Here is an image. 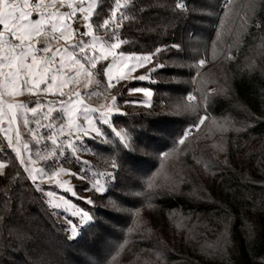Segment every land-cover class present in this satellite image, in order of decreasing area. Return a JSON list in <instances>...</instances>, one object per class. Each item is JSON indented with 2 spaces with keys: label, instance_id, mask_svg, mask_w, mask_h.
I'll return each instance as SVG.
<instances>
[{
  "label": "trees",
  "instance_id": "trees-1",
  "mask_svg": "<svg viewBox=\"0 0 264 264\" xmlns=\"http://www.w3.org/2000/svg\"><path fill=\"white\" fill-rule=\"evenodd\" d=\"M253 2L121 0L126 18L113 24L115 0H98L96 34L107 18L120 52L162 49L144 71L150 82L115 89L124 113L114 124L147 152L133 155L108 126L105 139L88 141L107 185L100 193L93 174L72 176L76 202L96 218L72 240L14 152L0 150V264H264V0L246 28ZM106 65L93 68L103 92ZM140 86L154 91L150 107L130 95ZM108 197L124 202L111 223Z\"/></svg>",
  "mask_w": 264,
  "mask_h": 264
},
{
  "label": "rangeland",
  "instance_id": "rangeland-1",
  "mask_svg": "<svg viewBox=\"0 0 264 264\" xmlns=\"http://www.w3.org/2000/svg\"><path fill=\"white\" fill-rule=\"evenodd\" d=\"M80 3L81 0H63L62 3L61 0H56L55 6H41L39 10L36 9L37 5H40V0H35V3L30 5V10H32L31 18L37 19L41 15H44L46 19H49L50 23H56L58 26L60 24L67 25L71 33L70 35L66 34V38L59 37V32L56 33L58 38L53 41L52 47L54 53L56 49L61 50L59 53H56L57 60L63 55L65 47L81 39L91 44L93 36H100L95 33L94 27L91 29L92 36L76 38L73 35L75 30H89L86 25L92 23V17L97 7L98 0H83L85 12L81 13L77 11L72 17L65 16L57 19V16L51 15L53 13H69L72 11V9L68 7L69 4L75 6ZM253 3H255L254 6L249 9L248 16L250 17L247 22L248 24H246V28H250L254 16L262 10L261 0H254ZM89 4H94L92 14L89 21H84L83 16L87 14ZM44 5H52V0H44ZM119 11L120 9L116 11V18H112L113 24H118L117 18ZM78 14H82V17L76 19ZM2 30V26H0V31ZM51 35L52 33L48 32L45 36L38 38L35 47H42L44 39L50 38ZM111 42L117 41L114 38L110 43ZM119 49H115V55H111L106 47H101L99 44H97L95 48H86L89 57H95L96 67H98L100 63H107L104 71L106 82L105 92L100 90L97 77L90 64V66L85 64L83 68H80L79 65L71 62V58L65 56L63 61L65 70L60 74V79H58L57 84L60 83V80L66 79L71 73L76 72L77 69H79V74L76 75L74 79L69 80L63 88L53 86L51 92L33 93L26 90L23 91L22 94H19L15 98V102L24 103L28 109H31L36 107V102L39 101L41 106L37 108V112L33 114L30 110L16 109V118L11 124H9L8 116H5L4 119L0 121V150L7 147L14 152L30 180L43 192L47 203L54 210L57 218L66 226V230L72 240L78 238L81 230L92 222H83L79 214H74L76 209H80L81 212H89L87 209L81 207L75 200L78 194L75 190L72 176L81 172V162H86L84 171L86 174L94 175L95 183L96 180L99 179L101 184L104 185L105 190L107 185V175L94 170L88 160L87 151L81 149L88 148V141L92 138L105 139L104 126H108L111 129L115 128L117 132L127 134L122 127L116 126L113 122V118L116 115L124 113L123 109L118 105L115 89L123 82H150L151 80L149 73L144 72L149 66L150 61L138 63L135 59L136 56L148 54L123 53L120 52ZM52 54L53 53H49L48 55ZM121 56L127 57V59H122ZM113 61H115L114 66ZM53 67H56V65H53ZM107 68H111L110 74ZM89 72H91L92 75H88ZM141 75L146 78L144 80H139L138 78ZM110 83L112 86H109ZM41 87L44 86L42 85ZM134 89H142V91H130V95L140 98L142 104L150 107L154 97L153 89L147 86L135 87ZM143 90L150 91L151 95H144ZM61 91L66 94L64 97L60 96ZM77 94H79V96H77ZM69 95L71 96V103L67 105V108L71 109V111L65 110L61 112L60 106L56 104V102L61 99L67 101ZM113 96L116 97L117 107H112ZM52 104H55L56 107L49 113V106ZM85 106L90 109L87 113L83 112ZM45 113H49L48 118H45ZM102 114L107 116L108 123L103 122L101 118ZM84 116H87L88 119L92 121L91 126H89L88 121L84 119ZM57 117H62V120H57ZM25 119L28 121L27 124L24 123ZM50 124L53 125V127H48ZM61 125L63 131L59 130ZM80 125L88 128L89 132L87 134L77 133L76 127ZM92 128H100L102 135L97 136ZM53 132L56 133L55 139L58 142L57 145H53L51 140L46 138L52 135ZM69 142L77 147L75 149L69 147ZM61 144H63L62 148L60 147ZM25 145H27V147H25ZM57 157H60V159L57 160ZM72 158H75V162L72 161ZM70 162L73 164L72 167H70ZM0 164L3 165V167L0 168V174H3L6 163L0 159ZM77 176L81 177L82 175ZM33 177H35V179H33ZM41 177L43 178L41 179ZM49 192H51L52 195H48ZM73 193L77 195H73ZM89 214L91 215L90 212ZM73 225H76L75 236L72 235ZM123 261H127V256L124 257Z\"/></svg>",
  "mask_w": 264,
  "mask_h": 264
},
{
  "label": "snow or ice",
  "instance_id": "snow-or-ice-1",
  "mask_svg": "<svg viewBox=\"0 0 264 264\" xmlns=\"http://www.w3.org/2000/svg\"><path fill=\"white\" fill-rule=\"evenodd\" d=\"M63 0H61V3ZM103 0H101V3ZM35 0H0V26H2V31H0V121L4 119L5 116L9 117V124L16 118V109H25L26 111H31L33 114L37 112V108L41 106L40 102H36V107L28 109L24 103H16L15 98L22 94L23 91L29 92H51L53 86L57 88H63V86L69 81L75 78L76 75L79 74V69L76 72L71 73L67 76L66 79L60 80V83L57 84L58 79H60V74L65 70L64 65V57L67 56L71 58V62L73 64L79 65L80 68H83L85 64H90L92 68L96 67L95 57H89L86 52V48H95L97 44L101 47H106L109 50V54L115 55L114 50L119 49L121 43L124 41L119 40L117 36V32L114 29H110V21L109 19H103L102 23L96 24V30L99 31L101 28L109 29L105 32L103 36H93L91 44L83 39L73 43L63 50V55L59 57L57 60L56 53H59L61 50L56 49L55 53L53 52V41H55L58 37L56 35L59 32V37H65L66 34L70 35L69 29L67 25L60 24L59 26L56 23H50L49 19H46L44 15H41L37 19H33L32 10H30V5L34 4ZM56 0H52V5H44V0H40V5H37V9L41 6H55ZM121 0H115V7L111 10V17L116 18V11L121 7ZM68 7L72 9L69 13H60V14H51L52 16H57V19L61 17H72L75 15L77 11L84 13L85 8L83 7V0L79 5L69 4ZM94 4H89L87 9V14L83 16L84 21H89V18L92 14V9ZM177 7L181 9H185V5L183 3H179ZM125 15L122 13L118 18L119 22H122L125 19ZM86 27L89 29L88 31H84L79 33L81 37L84 36H92V23H88ZM51 32L52 35L50 38H45L43 41L42 47H35V44L38 42V38L45 36L46 33ZM8 37V38H6ZM116 39L117 42H111L113 39ZM172 47L180 49V45H172ZM162 49L157 48L154 52L143 55L136 56L135 59L138 63H144L151 61L153 56L157 55ZM49 53H53L52 55H48ZM43 54V55H41ZM83 54V55H79ZM122 59H127V57L121 56ZM207 61L201 59L199 61L200 65L206 64ZM56 65V67H53ZM115 65V61H113V66ZM108 73H111V68H107ZM131 71V70H130ZM88 75H92L91 72ZM146 77L141 75L138 79L144 80ZM118 82V81H117ZM44 87H41V86ZM109 86H112L111 83ZM129 91H142V89H130ZM144 95L150 96L151 92L147 90H143ZM66 94L64 92H60V96L64 97ZM79 96V94H77ZM188 100H194L195 97L193 95H189L187 97ZM71 103V96H68L66 100H59L56 102L60 106V111L63 112L65 110L71 111V109L67 108V105ZM56 105L52 104L49 106V113H51L55 109ZM112 107H117L116 105V97H112ZM90 111L88 107L83 108V112L87 113ZM49 113H45V118H48ZM102 120L104 123H108L107 116L102 114ZM57 120H62V117H57ZM84 119L88 121L89 126L92 125V121L88 119L87 116H84ZM25 124L28 121L25 119ZM205 123V117H201L199 119V125H203ZM48 127H53V125H48ZM60 131H63L62 125L60 126ZM95 131L97 136L102 135L100 128H92ZM115 132V135L120 138V144L124 148H128L131 150L133 155L140 156V152H147L148 147L140 144L137 148H132V145L129 143V137L127 134H123L121 132H117L115 128L112 129ZM77 133L87 134L89 132L88 128H85L83 125L76 127ZM190 132V129L187 130L184 136H187ZM56 133L53 132L52 135L46 137L51 140L53 145H57V140L55 139ZM179 144L184 143V137L182 136L178 140ZM27 147V145H25ZM63 147V144L60 145ZM69 147L76 148L77 146L69 142ZM81 150L87 151V148H82ZM19 155V153H18ZM60 157H57L59 160ZM81 172L77 173V175H82V178L87 179V175L84 171L86 166V162H81ZM116 163H113V167H116ZM123 166L128 167L129 171H134L131 166L126 165L123 162ZM3 165L0 164V168ZM109 176L112 173L108 174ZM43 177H41L42 179ZM35 179V177H33ZM151 186V185H150ZM97 192L105 191V187L101 184L100 180L97 179L96 183L91 186ZM90 189H85L88 191ZM48 195H52L51 192ZM73 195H77L73 193ZM86 200L88 204H94V201L91 198H83ZM109 200H115L113 197H108ZM123 201L115 200L113 203V207L109 212L103 214V217L111 223L114 220L113 212L119 213L123 211ZM74 214H79L81 221L88 222L94 221L96 218L93 215H90L89 212L83 211L80 209H76ZM97 227L101 225L97 224ZM76 225H73L72 235H76ZM87 255V253H85ZM87 264H94V260H89ZM95 264H99L98 261H95Z\"/></svg>",
  "mask_w": 264,
  "mask_h": 264
},
{
  "label": "built area",
  "instance_id": "built-area-1",
  "mask_svg": "<svg viewBox=\"0 0 264 264\" xmlns=\"http://www.w3.org/2000/svg\"><path fill=\"white\" fill-rule=\"evenodd\" d=\"M80 17H82V14H78V15L76 16V19H79ZM81 32H84V31H82V30H75L74 33H73L74 37H76V38H85L86 36L81 37V36L79 35V33H81ZM57 37H58V35H57ZM192 133H193V132L190 131L189 134H188V137H191V136H192Z\"/></svg>",
  "mask_w": 264,
  "mask_h": 264
}]
</instances>
